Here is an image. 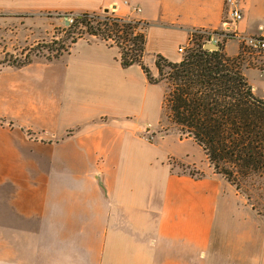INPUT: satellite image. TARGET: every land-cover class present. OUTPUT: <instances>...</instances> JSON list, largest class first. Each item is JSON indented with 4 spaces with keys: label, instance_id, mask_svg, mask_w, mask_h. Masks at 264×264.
<instances>
[{
    "label": "crops",
    "instance_id": "crops-1",
    "mask_svg": "<svg viewBox=\"0 0 264 264\" xmlns=\"http://www.w3.org/2000/svg\"><path fill=\"white\" fill-rule=\"evenodd\" d=\"M224 2L129 0L124 5L122 0H0V7L20 13L47 9L89 15L108 10L119 19H135L144 25L142 60L149 55L151 64L157 55L178 62L176 48L193 30H219ZM240 7V33L253 34L258 26H264V0H240ZM132 8L140 12L134 13ZM32 64L20 69L1 67L0 76ZM77 82L72 80L71 87ZM77 85L75 95H80ZM41 96V102L49 101L46 94ZM86 96L96 95L89 92ZM45 108L36 118L23 116V108L14 113L0 110V232L49 231V249L39 251L37 242L28 256L32 264H39L38 253L49 255L45 264H210L215 246L231 255L248 252L246 238L238 234L236 239H228L213 231L218 190L194 193L199 201L214 194L209 211L192 202L193 194L179 190L214 182L225 186L226 181L213 173L207 160L199 178L169 172L167 156H189L190 163L196 162L194 154L201 149L191 138L181 139L177 134L150 143L138 132L143 141L123 127L112 128L107 117L99 124L89 117L90 108L74 114L82 122L75 131L67 132L68 127L57 134L47 125L28 123L49 121V109ZM30 109L37 111L35 105ZM29 131L49 135V144L29 139ZM129 136L135 143H129ZM227 185L242 197L244 206L250 205L261 217L245 196ZM6 252H12L7 257H14L10 264H16L15 258L22 254L16 245H9ZM0 264L5 263L0 260Z\"/></svg>",
    "mask_w": 264,
    "mask_h": 264
},
{
    "label": "rangeland",
    "instance_id": "rangeland-1",
    "mask_svg": "<svg viewBox=\"0 0 264 264\" xmlns=\"http://www.w3.org/2000/svg\"><path fill=\"white\" fill-rule=\"evenodd\" d=\"M105 11V14H112ZM104 13H98L99 18H102ZM69 14L73 13H58L47 9L20 13L0 7V60L11 61L16 57L22 62L25 56L29 55L33 62L27 69L4 73L0 76V110L14 113L23 108V116L36 118L46 110L45 107H48L49 121L38 119L28 123L38 127L47 125L49 130L58 134L61 129L65 130L68 127L71 128L67 129V132L75 131L82 122L74 114L84 108H90L89 117L93 116L99 124L103 122L102 117H107L108 125L112 128L123 127L134 138L144 141L139 136V132L150 143H156L165 139L166 136L177 134L183 139L185 136L181 135L169 122L167 110L163 105L164 95L169 90L167 83L151 85L137 66L121 68L118 63L121 48L119 45L116 46L115 42L107 40L104 43L85 34L71 47L69 55L50 62L46 60L49 56L47 49L52 41L62 40L64 45L69 44L70 40L66 34L68 30L66 18ZM99 18L94 19L93 26H96V21H100ZM242 20L243 12L240 21ZM225 21L226 8L223 6V19L219 30L223 29ZM239 22L234 25L238 33H240L237 28ZM226 27L228 26H225V30H228ZM259 27L264 28V26H258L257 31ZM139 28L143 31L144 25L142 24ZM119 41L121 47L129 49L131 53L130 43L123 42L122 39ZM194 41L202 44L204 40L195 38ZM187 43L188 40L176 49ZM224 50L225 55H235L228 57L236 59L254 93L263 98L264 59L253 57L254 55L242 57L238 42L232 38L224 42ZM182 56L178 54L177 59L181 60ZM144 59L143 64L150 70L153 77H157V75L154 76L156 74L154 63L149 62L150 56L145 55ZM1 67L6 65H0ZM72 80L78 81L73 87L70 85ZM77 84H80L82 90L80 95H75ZM89 92L96 96H86ZM44 94L49 97V101L41 102L40 98L43 97L41 95ZM31 105L37 107L36 112L31 111ZM27 135L31 140L49 144V135H44L40 131H29ZM131 142L135 143V140L129 136V143ZM188 157L183 156L177 159L167 156L165 164L170 169L169 172L178 176L188 174L196 178L201 177L204 169L207 168L202 150L198 149L194 154L196 162L190 163L187 160ZM224 183L225 186L214 182L203 188H195V186L179 188L183 192L193 194L192 202L201 203L205 211L211 209L209 203L212 204L214 194L209 193L206 199L202 198L199 201L200 197L194 193L201 194L204 189L218 190L212 217L213 231L216 230V234H222L228 239H236L238 234L240 238H246L248 252L242 255H231L227 249L215 246V253L210 264H264V174L251 176L244 182L240 180L241 194L248 198L262 219L252 212L250 205L244 206L242 197L236 195L232 188L226 182ZM37 242L40 245L39 251L43 250L45 253V249H49V231L0 232V260L5 264L13 262V256L7 257L12 252L7 254L6 249L9 245H16L21 248L22 254L15 258L14 262L32 264L33 260L28 259V256ZM38 257L39 264H45L49 260H46L49 255L38 253Z\"/></svg>",
    "mask_w": 264,
    "mask_h": 264
},
{
    "label": "trees",
    "instance_id": "trees-1",
    "mask_svg": "<svg viewBox=\"0 0 264 264\" xmlns=\"http://www.w3.org/2000/svg\"><path fill=\"white\" fill-rule=\"evenodd\" d=\"M116 20L105 17L93 26L94 19L79 18L66 32L69 44L52 41L46 60L69 55L71 47L85 34L107 41L111 32L117 46L119 38L132 47L131 53L119 47L121 68L137 65L149 84L167 83L169 90L163 105L169 122L202 150L214 174L239 193L240 180L263 175L264 97L254 93L236 59L223 53L224 45L211 51L204 49L205 44L194 43L178 62L157 55L154 60L157 77H153L142 60L143 33H134L129 24L119 25ZM24 59L0 60V65L20 69L32 62L29 55Z\"/></svg>",
    "mask_w": 264,
    "mask_h": 264
},
{
    "label": "built area",
    "instance_id": "built-area-1",
    "mask_svg": "<svg viewBox=\"0 0 264 264\" xmlns=\"http://www.w3.org/2000/svg\"><path fill=\"white\" fill-rule=\"evenodd\" d=\"M129 0H122V3L124 5H127ZM224 7L226 8V21L223 23V29L221 30H193L188 38V43L185 46L179 47L177 49V53L180 54L181 56L186 54V52L193 48L194 46V39L195 38H201L204 40L202 44H212V45H224V42L226 40H229L230 38L235 39L238 42L239 45V50L241 52V56L249 55L253 57H257L259 59H264V28L259 27L258 31L253 34H241L238 33L236 30V27L234 25L239 22L242 19V11L240 7V0H225L224 2ZM132 12H140L138 8H132ZM104 11L101 13L103 14ZM100 16L99 15H89L87 16L84 15H74V14H69L68 17L66 18L68 28L72 26L79 18L82 17H87L88 20L92 19H98ZM103 17H110L112 19H115L117 17H114L112 15H109V13L105 14L100 17L99 19H103ZM102 21V20H101ZM116 22L119 25L122 24H129L133 30L134 33H142L141 29L139 28L142 26L141 22L132 19V18H126V19H119L117 18ZM94 22H92L93 24ZM228 30H225V26ZM103 30V29H102ZM111 37H108L107 40H111L115 42V37L114 34L111 32ZM121 35V33H119ZM87 35V34H86ZM94 37V36H91ZM97 38V37H95ZM119 40V38H117ZM80 40V39H79ZM106 42V41H105ZM124 42V41H123ZM116 43V42H115ZM120 43V41H119ZM121 44V43H120ZM118 44L120 47L121 45ZM116 45V44H115ZM117 46V45H116ZM125 49V48H124ZM129 51V49H125Z\"/></svg>",
    "mask_w": 264,
    "mask_h": 264
},
{
    "label": "water",
    "instance_id": "water-1",
    "mask_svg": "<svg viewBox=\"0 0 264 264\" xmlns=\"http://www.w3.org/2000/svg\"><path fill=\"white\" fill-rule=\"evenodd\" d=\"M204 49L211 50V51H217V50L220 49V46H218V45H212V44H205L204 45Z\"/></svg>",
    "mask_w": 264,
    "mask_h": 264
}]
</instances>
